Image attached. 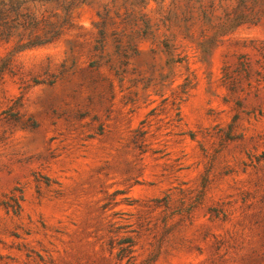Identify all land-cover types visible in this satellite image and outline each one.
Returning <instances> with one entry per match:
<instances>
[{"label":"rangeland","instance_id":"1","mask_svg":"<svg viewBox=\"0 0 264 264\" xmlns=\"http://www.w3.org/2000/svg\"><path fill=\"white\" fill-rule=\"evenodd\" d=\"M234 2L79 0L0 44V264H264V18L221 35Z\"/></svg>","mask_w":264,"mask_h":264},{"label":"trees","instance_id":"2","mask_svg":"<svg viewBox=\"0 0 264 264\" xmlns=\"http://www.w3.org/2000/svg\"><path fill=\"white\" fill-rule=\"evenodd\" d=\"M234 1L217 27L221 35L241 24L257 23L264 18V0ZM51 2L56 5L48 7ZM78 2L0 0V44H12L14 51L20 52L55 41L71 25V13ZM11 58L12 55L6 59L10 62Z\"/></svg>","mask_w":264,"mask_h":264}]
</instances>
